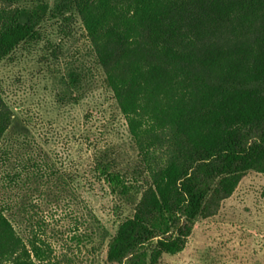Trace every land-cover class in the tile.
<instances>
[{"label":"trees","instance_id":"1","mask_svg":"<svg viewBox=\"0 0 264 264\" xmlns=\"http://www.w3.org/2000/svg\"><path fill=\"white\" fill-rule=\"evenodd\" d=\"M31 1L0 0V63L40 42L49 18L80 19L137 153L133 169L113 150L95 157L116 207L133 211L109 243L107 264H162L248 173L264 175V0L20 6ZM12 122L0 93V150ZM12 211L0 202V264H62L44 222L31 219L24 239Z\"/></svg>","mask_w":264,"mask_h":264},{"label":"rangeland","instance_id":"2","mask_svg":"<svg viewBox=\"0 0 264 264\" xmlns=\"http://www.w3.org/2000/svg\"><path fill=\"white\" fill-rule=\"evenodd\" d=\"M44 2L54 8L56 0L20 6ZM41 34L0 63V93L13 112L0 150V202L13 208L8 217L24 239L31 219L43 221L62 264H107L109 243L133 211L116 207L95 157L113 150L133 169L137 153L80 19L49 18ZM162 264H264V175L248 173Z\"/></svg>","mask_w":264,"mask_h":264}]
</instances>
